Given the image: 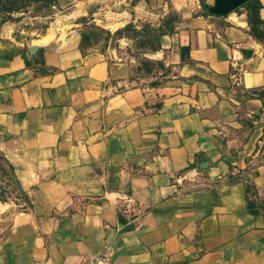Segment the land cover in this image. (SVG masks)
Wrapping results in <instances>:
<instances>
[{"label": "crops", "instance_id": "obj_1", "mask_svg": "<svg viewBox=\"0 0 264 264\" xmlns=\"http://www.w3.org/2000/svg\"><path fill=\"white\" fill-rule=\"evenodd\" d=\"M62 3L73 27L0 24V264H264V0H171V32L158 2L147 33L145 2Z\"/></svg>", "mask_w": 264, "mask_h": 264}, {"label": "rangeland", "instance_id": "obj_2", "mask_svg": "<svg viewBox=\"0 0 264 264\" xmlns=\"http://www.w3.org/2000/svg\"><path fill=\"white\" fill-rule=\"evenodd\" d=\"M88 1H98V0H88ZM117 1L118 4L124 3L125 7L129 5V8L136 7V10H132L131 14L139 17L142 8L139 4L147 3L145 10H150L151 22L145 20L144 30H151L156 32V25H154L153 19L154 15H158L160 10L158 7L151 9L150 5L161 2L163 12L166 14V31L171 32L174 29V8L172 6L171 0H109ZM195 7L198 14L202 16H223L229 9L236 8L238 0H194ZM116 3L113 4V7ZM139 7V9H138ZM157 10V11H156ZM85 14V12H84ZM89 16H82L83 18H91L95 15L87 13ZM80 14L78 9H70L69 7L63 8L62 0H0V24L12 21L18 25V20L25 23V30L36 32L44 31L45 28L55 30L58 32L61 28L73 27V24L77 22ZM159 18V16H157ZM151 23L150 25H148ZM111 28V27H110ZM143 28V27H142ZM142 28L132 29L127 28L125 34L131 36L132 38L137 37V32ZM99 29V28H98ZM163 30V28L161 29ZM27 31V32H28ZM90 39L92 41L100 40L103 35L100 30L90 28ZM156 35V33H155ZM91 43V42H90ZM13 179L8 176L6 170H0V240L4 238L5 235V218L4 212L7 210L8 206H11L10 199L13 198L16 187L12 184Z\"/></svg>", "mask_w": 264, "mask_h": 264}, {"label": "built area", "instance_id": "obj_3", "mask_svg": "<svg viewBox=\"0 0 264 264\" xmlns=\"http://www.w3.org/2000/svg\"><path fill=\"white\" fill-rule=\"evenodd\" d=\"M111 255L112 253L110 251H105L103 253L94 255L93 257L86 260L83 264H108Z\"/></svg>", "mask_w": 264, "mask_h": 264}]
</instances>
